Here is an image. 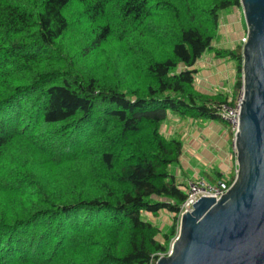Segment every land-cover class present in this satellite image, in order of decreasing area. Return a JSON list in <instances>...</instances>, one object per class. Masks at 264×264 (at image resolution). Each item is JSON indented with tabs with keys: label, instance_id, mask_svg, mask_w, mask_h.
<instances>
[{
	"label": "trees",
	"instance_id": "16d2710c",
	"mask_svg": "<svg viewBox=\"0 0 264 264\" xmlns=\"http://www.w3.org/2000/svg\"><path fill=\"white\" fill-rule=\"evenodd\" d=\"M239 6L0 0V264H156L170 252L188 184L171 169L184 143L163 125L171 113L225 122L243 43L213 42L222 10ZM208 50L237 61L232 93L198 89Z\"/></svg>",
	"mask_w": 264,
	"mask_h": 264
},
{
	"label": "water",
	"instance_id": "95a60500",
	"mask_svg": "<svg viewBox=\"0 0 264 264\" xmlns=\"http://www.w3.org/2000/svg\"><path fill=\"white\" fill-rule=\"evenodd\" d=\"M244 98L236 130L238 172L219 200L189 202L179 234L156 264H264V0H240Z\"/></svg>",
	"mask_w": 264,
	"mask_h": 264
},
{
	"label": "rangeland",
	"instance_id": "374dc122",
	"mask_svg": "<svg viewBox=\"0 0 264 264\" xmlns=\"http://www.w3.org/2000/svg\"><path fill=\"white\" fill-rule=\"evenodd\" d=\"M219 33V36L213 42V45L217 48H232L235 46L236 42L242 40L244 36H247V24L242 5L222 10ZM195 67L198 69L196 85L199 90L205 93H214L220 88H223L230 93L235 90L238 77L237 61L235 59L217 58L212 50H208L197 61ZM212 81L220 83L219 87L216 83L213 84ZM211 122L215 121L203 120L191 125L189 119L183 118L175 113H171L167 119L166 123L171 125V129L165 131L166 134L177 136L181 138L184 143V153L181 158V163L171 167L175 174L177 173L180 181H185L183 174L186 173L187 166V175H193L194 170H198L210 182L218 177L216 173L217 171L225 170L226 173H228L227 175H229L234 169L230 167V163L237 162L235 136L231 132L233 138V152H229L232 142L231 138L230 141L227 142L225 148H223L224 144L219 142V147L217 149L216 146L214 147L210 142L209 133H206L207 130L210 129V126L213 125ZM207 124L210 125L207 126ZM217 124L222 126V135L226 136L228 134L226 130L227 125L224 122ZM173 128L175 129L172 133ZM193 133H199L200 137L195 138ZM185 161H187V166H185V164L183 165ZM143 217L152 221L155 225H158L164 232L169 230L173 222V215L169 212H160L157 216L143 212Z\"/></svg>",
	"mask_w": 264,
	"mask_h": 264
},
{
	"label": "built area",
	"instance_id": "2783aa9c",
	"mask_svg": "<svg viewBox=\"0 0 264 264\" xmlns=\"http://www.w3.org/2000/svg\"><path fill=\"white\" fill-rule=\"evenodd\" d=\"M247 42V36L242 38V43ZM244 98V86H242L240 94L236 101L232 98L228 102L223 103L218 110V114L223 121H225L234 134L236 139V130L239 122V113L241 105ZM236 152V146H235ZM235 172L237 174L238 168L236 167ZM236 176V175H235ZM235 179V178H234ZM230 178L218 180L217 182H210L205 177L199 176L196 179H191L188 181L187 186V197L186 200L181 204L180 213L178 215L179 222L190 202L192 206L202 198V197H214L217 200L221 199L230 189L233 181L230 182Z\"/></svg>",
	"mask_w": 264,
	"mask_h": 264
},
{
	"label": "crops",
	"instance_id": "0c3cea01",
	"mask_svg": "<svg viewBox=\"0 0 264 264\" xmlns=\"http://www.w3.org/2000/svg\"><path fill=\"white\" fill-rule=\"evenodd\" d=\"M212 83L214 84V83H216L217 84V86L219 87V85H220V83H217V81H212ZM216 87V86H215ZM171 115V114H170ZM173 117H174V115H173ZM176 117V116H175ZM175 119H178V118H175ZM186 119H189L190 120V123H191V125H193L194 123H199V121H203V120H201V119H199V120H197V119H191V118H186ZM210 122V121H209ZM211 123H213V125L212 126H210V129L209 130H207V132L206 133H209V138H210V142L214 145V147L216 146V148L218 149V147H219V142L220 143H223L224 144V146H223V148H225L226 147V145H227V142L228 141H230V138L232 139V142H231V148H230V151L229 152H233V147H232V145H233V138H232V136H231V130H230V128H229V125L226 123V122H224L227 126H226V130H227V132H228V134L226 135V136H223L222 135V126H220L219 124H217V123H220V122H211ZM210 124H207V126H209ZM169 129H171V125L170 124H167L166 122H165V124L163 125V131H169ZM174 129L175 128H173V131H172V133L174 132ZM194 134V136H195V138H198V137H200L199 136V133H193ZM212 139V140H211ZM209 140V139H208ZM211 144V145H212ZM222 144V145H223ZM198 148H199V146H198ZM198 148H197V150H198ZM184 153V152H183ZM231 154V153H230ZM185 164V166H187L186 164H187V161H185L184 163H183V165ZM190 167V166H189ZM230 167L231 168H234L232 171H231V173L229 174V175H227L228 173H226V171L225 170H223V171H220L223 175H224V177H231L233 174H235L236 175V172H235V169H236V167H237V162L236 163H230ZM187 171H188V166H187ZM185 169V170H186ZM187 171H186V173H187ZM184 173V172H183ZM186 173H184L183 175H184V179H185V182L188 184V181L189 180H191V179H196L197 177H199V176H203L202 175V173L200 172V171H198V170H194V173H193V175H187ZM186 174V175H185ZM204 177V176H203ZM229 177V178H230Z\"/></svg>",
	"mask_w": 264,
	"mask_h": 264
}]
</instances>
